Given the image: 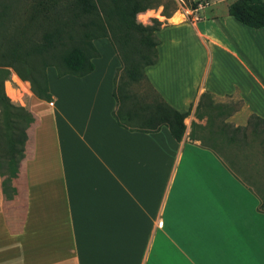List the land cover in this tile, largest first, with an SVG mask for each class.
<instances>
[{
    "label": "crops",
    "instance_id": "crops-1",
    "mask_svg": "<svg viewBox=\"0 0 264 264\" xmlns=\"http://www.w3.org/2000/svg\"><path fill=\"white\" fill-rule=\"evenodd\" d=\"M206 5L156 32L158 59L145 68L169 106L192 105L180 142L166 127L145 134L117 125L120 63L105 38L93 41L100 56L90 74L57 78L58 91L47 77L50 103L10 71L12 102L34 120L18 176L0 171V264H264V171H253V189L189 139L203 93L238 94L242 106L225 120L234 127L264 118V72L247 48L264 28L202 17Z\"/></svg>",
    "mask_w": 264,
    "mask_h": 264
},
{
    "label": "trees",
    "instance_id": "trees-1",
    "mask_svg": "<svg viewBox=\"0 0 264 264\" xmlns=\"http://www.w3.org/2000/svg\"><path fill=\"white\" fill-rule=\"evenodd\" d=\"M98 1L33 0L31 8L43 14L46 24L38 42H34L27 33L29 27H20L21 22L18 25L14 23L11 7L6 3L0 4V159L7 162V172L11 178L18 176L24 158L27 130L34 119L6 96L4 82L9 79L10 71H14L22 81L29 82L36 98L50 103L52 96L48 89L46 69L53 67L58 77H84L90 74L94 70L93 59L100 56L93 41L100 38L109 41L120 63L112 90L115 108L111 115L117 125L130 132L145 134L156 133L166 127L176 142L184 137V120L190 115L192 105L185 113L176 111L155 91L145 74V68L154 65L158 59L160 41L156 32L161 29L162 23L156 19H153L152 25L136 21L139 13H142L140 15L144 21L150 17L147 10L151 7L143 5V0H111L108 12L114 21L104 23L103 18H99ZM199 5L197 1L191 2L189 8L196 10ZM227 14L249 28H264L263 0H235L227 7ZM35 15L28 18L31 24L37 22ZM132 84H145L148 92L145 95L132 93L128 89ZM207 96L211 95L201 94L195 106L197 119L202 118L197 112ZM241 106L242 99L239 98L237 106L228 113L227 118ZM261 123L264 124V118L251 115L245 127H234L223 122L222 128L255 129ZM196 128L200 127L192 122L189 139L199 141L202 146L214 151L202 136L196 134ZM259 210H264V200Z\"/></svg>",
    "mask_w": 264,
    "mask_h": 264
},
{
    "label": "rangeland",
    "instance_id": "rangeland-1",
    "mask_svg": "<svg viewBox=\"0 0 264 264\" xmlns=\"http://www.w3.org/2000/svg\"><path fill=\"white\" fill-rule=\"evenodd\" d=\"M32 1L33 0H0V4H8L13 13L14 23L18 25L21 22L20 27H29L27 33L34 42H38L41 34L46 29V24L43 20V14L37 13L35 9L31 8L30 5ZM196 1L202 5L209 4V6L206 5L203 11L200 12V16L202 17L203 14H214L215 16L224 18L228 15L227 7L232 3V0H143V5L151 7V9L147 10L150 12V17L144 21L140 15L142 13H139L136 15V21L143 25H152L153 19H156L162 23V26L177 21H188L191 20L192 17L190 16V3ZM110 3L111 0L98 1L99 18H103L104 23L114 21L108 12ZM34 14H36L35 16H37L38 19L36 23L31 24L28 18L30 15ZM167 19L171 21L167 22ZM83 21H85V19H83ZM252 33L253 34H250L251 36H248L250 45H248L247 48L252 58L259 63L264 72V30ZM244 37L246 36L244 35ZM54 71L55 72L47 73V77L50 86L58 91L59 88L58 86L55 87L54 81L61 77L57 76L56 70ZM8 80H10V76ZM5 82L4 91L6 96L11 101L18 99L15 92L11 89L10 84H6ZM128 89L132 93L136 92L139 95H145L148 92L145 84H132ZM23 90L28 93V88L26 86H23ZM238 99L237 93L220 99L213 96L205 97L203 106L197 112L202 118L197 119L195 117L197 120V123H195L200 127L196 128V134L202 136L206 140L207 145L212 147L215 153L225 161L243 183L256 189L257 179H255L254 176H252V179L251 175H253V171H264V124H259L255 129L248 127L246 130L222 128L224 127L223 122H225L228 113L237 106ZM184 122L188 124V117ZM231 135L233 136L232 138ZM2 162L6 161L0 159V171L7 170V168L4 169ZM4 196L10 199L9 194H5ZM0 261L3 262V249H1ZM4 262L10 261L5 260Z\"/></svg>",
    "mask_w": 264,
    "mask_h": 264
}]
</instances>
